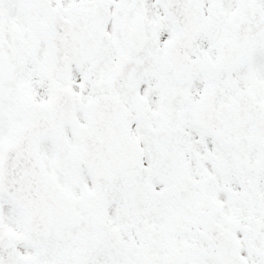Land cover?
I'll list each match as a JSON object with an SVG mask.
<instances>
[{
    "label": "snow or ice",
    "instance_id": "snow-or-ice-1",
    "mask_svg": "<svg viewBox=\"0 0 264 264\" xmlns=\"http://www.w3.org/2000/svg\"><path fill=\"white\" fill-rule=\"evenodd\" d=\"M0 264H264V0H0Z\"/></svg>",
    "mask_w": 264,
    "mask_h": 264
}]
</instances>
